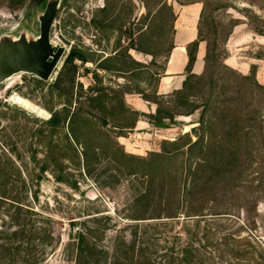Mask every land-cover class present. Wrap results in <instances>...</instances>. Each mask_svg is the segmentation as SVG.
I'll return each mask as SVG.
<instances>
[{"label": "rangeland", "instance_id": "1", "mask_svg": "<svg viewBox=\"0 0 264 264\" xmlns=\"http://www.w3.org/2000/svg\"><path fill=\"white\" fill-rule=\"evenodd\" d=\"M196 1L205 5L202 37L213 56L201 78L159 98L156 76L172 47L174 7ZM46 5L0 0V39L39 36ZM255 29L264 31V0H61L51 39L66 52L53 78L22 72L0 85V177L43 175L38 201L28 205L51 217L41 221L56 235L44 264H75L68 242L79 229L93 254L84 264H264V198L255 210V201L243 200L246 186L220 223L155 219L174 209L196 213L199 183L231 176L219 171L233 160L222 153L229 145L243 162L238 178L256 181L264 172L255 166L264 161V95L239 76L264 83V36ZM135 93L159 103L156 129L135 132L141 115L126 102ZM235 111L252 120L230 137L224 118ZM55 115L59 122L48 123ZM244 205L249 213L240 212ZM222 233L248 259L220 253L214 242H224Z\"/></svg>", "mask_w": 264, "mask_h": 264}, {"label": "trees", "instance_id": "2", "mask_svg": "<svg viewBox=\"0 0 264 264\" xmlns=\"http://www.w3.org/2000/svg\"><path fill=\"white\" fill-rule=\"evenodd\" d=\"M38 3H45L48 0H36ZM200 2V1H196ZM202 3V2H201ZM204 5V4H203ZM205 13V5L201 16V28H200V36L202 37V20ZM255 31L264 36V31L255 29ZM203 41L208 43V51L205 59V72L207 71L209 62L213 56L211 49L209 47V42L202 37ZM198 43L192 45L188 49L189 54V64L188 71L191 70V67L195 61L194 50L197 47ZM72 61L74 58L78 57L77 54L73 53L70 56ZM225 68L234 72L235 70L224 64ZM204 75V74H203ZM202 75V76H203ZM197 77L196 78H201ZM240 79L245 82V85L253 86L255 89H259L261 93L264 95V86L261 85L257 78L250 75H239ZM191 78H195V76L188 77V81ZM188 83V82H187ZM186 83V86H187ZM244 85V84H243ZM181 92V91H180ZM180 92H176L179 94ZM142 94V93H139ZM144 99H148L142 94ZM158 97V96H157ZM240 97V96H239ZM253 97H257V95H253ZM94 98V97H90ZM149 100V99H148ZM242 101L243 98H240ZM94 101V99L92 100ZM158 105L157 116L153 120L150 118V123L158 125L161 121L159 114L161 112L160 105L158 102L153 101ZM153 117V116H152ZM264 118V115L261 116ZM230 124L228 127L227 135L233 137L234 135H238L242 132V124L247 120H252V113L246 111V113H242V111H235L232 115H226L224 118ZM59 122L58 116L55 115L54 118L48 121L50 124H56ZM261 149L264 154V130L261 132L260 136ZM236 147V148H235ZM222 149V148H221ZM226 151H230V155L233 160L226 165L220 166V172L215 171L216 173L222 174L223 171H230L231 176L229 180L226 178H210L208 180L202 181L199 183V187L196 188V213L194 212L192 215H185L184 212L180 213V209H174L170 213L162 214L161 216H157L155 219H166V220H179V218L186 217L190 218V220H196V222H201V220H207L208 218L211 221L220 223L221 220H225L230 218L232 214L230 210H232L233 202H240L241 195L240 189L243 186L251 189V192L248 193L247 196L243 199L247 204L255 201V210L259 208V199L264 198V172L255 173L259 179L256 181L251 180H241L238 178V173L240 174L242 171L243 162L241 159H237L239 154L238 147L236 145H229V147L222 149V153ZM252 153V148L249 150V155ZM35 165H38L39 162H36L37 159H31ZM81 160V159H80ZM44 165L39 167V170L43 173L47 172L49 159L43 160ZM203 162V161H202ZM9 163L15 165L14 162L9 161ZM84 165L86 167V159H84ZM260 165L264 168V161L259 163H255V166ZM16 166V165H15ZM5 167V165H4ZM20 171L23 172V166L18 167ZM42 175V174H41ZM43 176V175H42ZM42 176L32 177L27 174L24 176H20L19 179L11 181L10 177H0V264H44L48 260L46 259L49 255V251L53 248V245H50L55 238V234L52 231L46 228V222H42L41 220L51 219L50 216L44 217L46 215L44 213L39 212L34 207L28 205L29 202L36 203L38 201L39 192L41 183L43 181ZM60 177H58L59 179ZM241 180V186L234 185L236 181ZM249 179V178H247ZM60 180V179H59ZM224 182V183H221ZM226 183V184H225ZM222 185H225L224 187ZM243 185V186H242ZM147 193V192H146ZM144 197H147L146 195ZM27 200V201H26ZM31 200V201H30ZM242 201L244 204L245 202ZM264 202V201H263ZM258 204V205H257ZM242 207V206H241ZM225 208V209H222ZM240 212L249 213L250 209L248 207L243 206ZM152 219V218H148ZM244 225V224H243ZM219 234V233H218ZM222 238L224 242L221 244L220 242H214V245L220 253L226 252L228 255L234 256L238 259H248L250 252L248 250L239 249L241 247H237V245H232L229 243L231 241L230 234L222 233ZM88 243L86 238V233L82 230L76 231L75 237H72L68 245L76 246V256H75V264H84L86 257H92L93 254L91 251L89 252L85 245ZM225 246V250L221 248ZM136 251V246L133 245V252ZM181 256H185L183 253ZM97 257V256H96ZM264 258V254L262 255ZM139 257L135 258L138 259ZM118 260V259H117ZM84 261V262H83ZM99 261V260H98ZM98 261H94L93 264H99ZM92 264V263H91Z\"/></svg>", "mask_w": 264, "mask_h": 264}, {"label": "crops", "instance_id": "3", "mask_svg": "<svg viewBox=\"0 0 264 264\" xmlns=\"http://www.w3.org/2000/svg\"><path fill=\"white\" fill-rule=\"evenodd\" d=\"M174 8L172 47L166 57L161 73L156 76L158 80L154 92L159 98L184 90L188 77H200L205 73L208 43L203 41L200 36L201 16L204 5L201 2H193L187 5H178ZM196 42L198 45L194 50L195 61L191 70L188 71V49ZM133 56L140 61V59H137L139 58L137 53ZM257 80L260 84H264L260 81L259 76H257ZM126 102L141 115L135 122L134 130L136 133L146 132L152 127L156 129L148 118H143V116H154L157 114L159 107L155 102L150 99H144L142 94L139 93L127 95Z\"/></svg>", "mask_w": 264, "mask_h": 264}, {"label": "water", "instance_id": "4", "mask_svg": "<svg viewBox=\"0 0 264 264\" xmlns=\"http://www.w3.org/2000/svg\"><path fill=\"white\" fill-rule=\"evenodd\" d=\"M61 0H48L39 16L40 34L36 38L0 39V85L16 74L27 72L43 81H50L66 52L53 44L52 28L60 9Z\"/></svg>", "mask_w": 264, "mask_h": 264}, {"label": "bare ground", "instance_id": "5", "mask_svg": "<svg viewBox=\"0 0 264 264\" xmlns=\"http://www.w3.org/2000/svg\"><path fill=\"white\" fill-rule=\"evenodd\" d=\"M52 42H53L54 45H56V43L54 41H52ZM19 74H21V73H19ZM19 74L14 75L13 77H11L8 80H6L5 82H7V83L10 82L15 76H18ZM16 103L19 104V105H21V106H23V107H25L26 109H29L27 103H25V100L24 101L23 100H19ZM31 110H32V108H31Z\"/></svg>", "mask_w": 264, "mask_h": 264}, {"label": "flooded vegetation", "instance_id": "6", "mask_svg": "<svg viewBox=\"0 0 264 264\" xmlns=\"http://www.w3.org/2000/svg\"><path fill=\"white\" fill-rule=\"evenodd\" d=\"M61 5V4H60Z\"/></svg>", "mask_w": 264, "mask_h": 264}]
</instances>
